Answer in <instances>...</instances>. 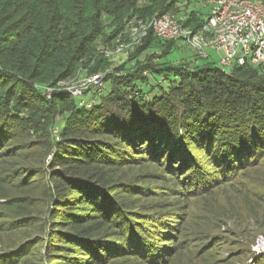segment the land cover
I'll use <instances>...</instances> for the list:
<instances>
[{"label": "trees", "instance_id": "obj_1", "mask_svg": "<svg viewBox=\"0 0 264 264\" xmlns=\"http://www.w3.org/2000/svg\"><path fill=\"white\" fill-rule=\"evenodd\" d=\"M178 1L0 0V142L24 123L52 134L55 114L67 113L58 137L45 145L57 216L51 256L86 264L133 249L162 253L174 229L123 204L140 185L114 179V168L148 158L198 181L211 166L230 171L264 156V67L224 71L198 54L192 65L157 62L178 44L151 32L130 50L132 65L115 67L122 75H106L107 86L80 96L57 91L52 100L41 95L45 86L110 68L113 56L103 51L117 38L128 42L131 20L178 12L185 25L200 27L201 11H180ZM152 46L159 52L138 60Z\"/></svg>", "mask_w": 264, "mask_h": 264}, {"label": "rangeland", "instance_id": "obj_2", "mask_svg": "<svg viewBox=\"0 0 264 264\" xmlns=\"http://www.w3.org/2000/svg\"><path fill=\"white\" fill-rule=\"evenodd\" d=\"M186 1H178L180 11L196 9L204 14L208 12L209 7L201 5L203 0ZM117 44L119 38L113 40L109 48L113 49ZM158 52V46H152L140 54L138 60L144 62L150 54ZM129 53L130 50L114 54L112 66L101 73L122 75L123 71H115V67L132 65L134 60H130ZM208 53L215 66L229 70L219 63V53L211 50ZM195 55L194 48L178 42L165 59L155 58V61H182L192 65ZM87 76L84 72L56 86L35 88L52 100L57 91L64 90L69 94L68 89L77 86ZM83 98L87 99L86 96ZM20 115L27 120L30 114L22 108ZM41 116L38 121L43 127L46 119ZM66 117L67 113L59 110L54 117L52 134L47 136L40 128L37 130L34 125L25 123L16 132L2 136L0 264L66 261L62 257L51 256L48 246L57 216L47 179L52 155L45 148L47 143L58 137ZM208 169L200 174L198 181L189 174L167 172L161 164L148 158L112 169L110 175L114 179L140 185L137 191L122 196L124 205L135 213H143L158 226L167 221L174 230L169 238L163 240L162 253L151 255L144 249H133L107 256L101 262L86 264H264V156L243 168L220 171L211 166ZM110 230L109 227L103 228V231ZM153 230L150 227L151 233L155 232ZM65 253L74 255L72 250ZM66 264L76 263L66 261Z\"/></svg>", "mask_w": 264, "mask_h": 264}, {"label": "built area", "instance_id": "obj_3", "mask_svg": "<svg viewBox=\"0 0 264 264\" xmlns=\"http://www.w3.org/2000/svg\"><path fill=\"white\" fill-rule=\"evenodd\" d=\"M201 5L209 9L197 29L185 25L186 16L178 12H166L147 21L131 20L128 42L105 48L104 56L131 50L151 32L162 41L188 44L200 58L209 59L208 51H215L219 53V63L229 70L246 64L264 67V0H203ZM105 77L104 73L90 74L68 91L80 96L102 88Z\"/></svg>", "mask_w": 264, "mask_h": 264}, {"label": "crops", "instance_id": "obj_4", "mask_svg": "<svg viewBox=\"0 0 264 264\" xmlns=\"http://www.w3.org/2000/svg\"><path fill=\"white\" fill-rule=\"evenodd\" d=\"M202 14H204L203 12H201Z\"/></svg>", "mask_w": 264, "mask_h": 264}]
</instances>
